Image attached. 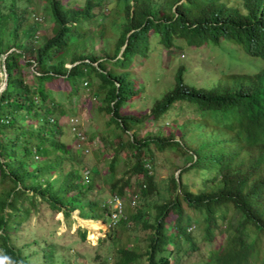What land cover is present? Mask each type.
<instances>
[{
    "label": "trees",
    "instance_id": "obj_1",
    "mask_svg": "<svg viewBox=\"0 0 264 264\" xmlns=\"http://www.w3.org/2000/svg\"><path fill=\"white\" fill-rule=\"evenodd\" d=\"M68 2L71 0H50L54 26L40 31L36 20L26 22L30 10L21 0H0V69L3 65L7 73L6 87L0 93L3 255L13 264H25L21 253L25 249L26 257L39 254L40 264L63 263L56 262L52 253L56 247L43 238L32 237L21 248L15 244L18 234L29 233L18 226L37 211L39 201L48 202L44 214L37 211L39 221L44 215L53 218L62 212L69 223L73 210L86 220H108L105 196L98 198L103 189L95 178L98 170L89 166L90 176H85L81 168V156L88 148L79 125L66 126L76 143L56 137L62 134L59 119L75 117L68 115L74 114L73 102L65 104L59 96L66 85L63 92L70 96L86 88L98 99L99 112L110 116L111 129L103 131L102 143L113 151L101 154L114 180L107 197L119 196L127 216L117 226L120 236L132 225L147 230L145 235L135 236V244L116 248L115 264H194L187 251L197 249V238L185 226L192 220L208 253L205 264H264V68L253 75L243 74L241 83L232 88H197L185 82L189 69L180 63L172 86L147 110L123 111L144 91L156 90L165 76L161 73V79L146 80L144 73L142 77L136 74L139 68L134 70L153 51L159 57L149 68L158 64L159 68L169 67L178 58L171 52L173 48L188 50L210 44L218 45L234 61L230 68L239 58L245 61L243 67L248 64L247 55L264 61V0H84L82 7L66 6ZM108 3L114 7L106 26L100 10ZM92 21L101 26L90 29L91 33L105 39L101 54L92 47L79 52L73 48L74 42L89 35L87 26ZM108 29L116 35L112 46ZM154 37L157 41L153 42ZM66 61L72 65L67 67ZM25 67L32 72H25ZM176 102L196 115L183 119L178 129L173 122L168 136L162 131H146L144 137H138L139 129L159 125L163 116L165 126ZM117 129V140L111 145L109 136ZM175 134L179 135L176 140ZM153 147L191 156L177 177L169 176L165 196L156 171L148 168L154 163ZM120 155L128 161L122 170L117 169ZM191 170L202 176L198 189L185 180V172ZM94 186L97 190L91 198ZM129 192L132 206L139 201L135 211L126 202ZM169 215L175 216L173 230L165 228ZM43 229L54 232L53 228ZM113 231L112 241L117 239V229ZM224 232L223 243L213 247L214 237ZM85 233L82 228L80 239ZM181 237L186 238L183 246Z\"/></svg>",
    "mask_w": 264,
    "mask_h": 264
},
{
    "label": "rangeland",
    "instance_id": "obj_2",
    "mask_svg": "<svg viewBox=\"0 0 264 264\" xmlns=\"http://www.w3.org/2000/svg\"><path fill=\"white\" fill-rule=\"evenodd\" d=\"M71 2H68L65 5L82 7L84 0H71ZM21 4H25L24 6H28L30 10V13H26L27 23H34V21L36 20L35 22H37L40 31L42 29L49 30L54 26V23L50 20L49 14L48 5L50 4V0H21ZM113 7L112 4L108 3L100 10L101 15H103L102 23L106 26H108L110 18L109 11ZM100 26V24L92 21L91 24L87 26V29L96 30V28H99ZM109 30L110 29H108V31ZM107 35L109 36V45L112 46V42L115 39L116 35L114 33H111V31H109ZM104 40L105 39L101 38L98 33L96 35L92 34L90 30L89 35L86 37V39L73 43V48L79 52L81 50L88 49V47H92L95 53L101 54L102 49L104 48ZM154 41H157L155 37L153 42ZM155 45L156 43L152 44L153 47ZM229 47H232V45H229ZM155 48L162 49L159 44L156 45ZM171 52L177 54L178 58L171 61L169 67L167 66L165 68H159L158 64L157 67L149 68L152 65L151 61H154L155 58L159 57L158 51L151 52L149 56L150 59L146 60V62H138L139 64L135 67L134 70L139 68L136 71V74L140 75V77L143 76V73L145 74L146 80H150L151 77L153 79H161L162 76H158L161 73L165 74V76H163L161 83L156 90L148 89L147 91H144L141 96L135 98L134 104L126 105L123 111L136 113L138 111L147 110L152 105L155 98H159L162 93H164L172 86L174 82L173 75L180 63H184L189 69L185 76V82L190 86H194L197 88H209L212 86L220 88H232V86L234 84L236 86L239 81L241 83L243 74H252L255 72L250 69L249 66L254 67L255 63H257L256 60H260L263 62V60L259 57H256V60H250L249 56L247 55L248 59L246 60V63H249L248 67L247 64L243 67V63H245V61L239 58L236 61V65L233 68H230L229 65L234 61L229 60L226 57L225 52L215 44L193 46L188 50H178L177 48H173ZM166 55H164L165 58ZM183 55L184 58L180 59L179 57ZM243 56L244 55H242L241 57ZM65 65L67 67H70L72 64L71 62L66 61ZM199 66L201 67L199 68ZM143 69L145 70L143 71ZM24 71L31 73L32 68L25 67ZM4 77L5 73L2 69H0V85H2ZM66 88V85H63L60 88L59 96L61 97V101L65 104H68V101L73 102V104L75 105L74 114H71L69 112L68 115H75V117L70 119L69 116H66L59 119V123L62 125V134L60 136L56 134V137L60 138L66 143H76V137L74 136L72 141L71 134L69 133L66 126L72 127L79 125L83 142L88 148V152L86 153V155H83L84 157L81 156L82 171L85 176H90L91 170H98L95 178L98 179V182L102 184V187L104 189H102L101 193H98V198H100V196H105V199L103 198V200H107L109 198L107 196L110 192L109 184H111V182L114 180H112L110 177L108 165H106V162L104 161L105 157L101 153L103 150H105L104 152L113 151V149L110 148L111 146L109 147V149H107L105 144L102 143L103 131L111 129L108 126V120L110 116L104 111L99 112V109L97 108V105L99 104L98 99L95 100L94 96L89 91H87L86 88L81 89L78 94H74L71 96L63 92ZM195 115V112H187L186 110L182 109L179 102H176L168 111V115L164 120L165 126H163V116L159 119V125H146L145 127L139 129L138 137H144L146 131H162L166 136H168V132H170V128L168 127H170L173 122H175L173 128L178 129L183 119ZM159 128H161V130ZM118 132L119 129L115 130V133L109 136L111 145L117 140L116 133ZM132 132L133 131L130 130L127 132V134L131 135ZM174 137L175 139H173L176 140L178 139L179 135L175 134ZM170 147L175 149L174 146ZM172 148L166 149L165 152L156 151V149L154 148V163L148 166L150 170L156 171V177L160 182L162 196H165V194L168 195V191L165 189V187L167 186L169 176L173 174L177 177L180 169L188 166L191 161V156L189 153H176L172 151ZM106 158L110 159V154L106 156ZM126 165H128V161L124 159L122 155H120L117 169L122 170ZM89 166H91L92 169ZM185 175V180L191 186H194L196 189H198L202 180V176L196 174L194 170L186 171ZM126 177L127 176H124L123 178ZM87 180L88 177H86L85 182H87ZM132 182H134V178H132ZM96 190L97 186H94V189L91 192V198L94 193H96ZM131 196L132 195L129 192V197L126 199V202L129 203V207L133 211H135L139 204V201H137L135 205L132 206ZM46 202L39 201L37 211L41 214L45 213L44 210L47 208V206L45 207ZM37 211L31 212L28 220L21 226H18V228L23 227V231L25 233H29L27 235L18 234V239L15 244L17 247L21 248V244L30 241L32 237H36L39 240L43 238L48 244H52L54 247H56L55 250L52 251V253L56 257V262H63L62 264H72L74 261L76 264H98V262L102 261L103 258L107 259V257L109 256L116 260L117 247L133 245L135 244V236L137 238L138 235H145L147 232V230H143L141 227H138V225H132L129 227L127 233L125 232L120 236V228H117V225L113 229L108 230L110 231V233L104 238V224L101 221H95L97 224H99V226H95V224L90 221L91 225H89L87 221L81 220V218L79 217V212L76 210H73L70 213L69 223L66 222L67 219L63 216L62 212L56 214L53 218L51 216L44 215L42 220L39 221L37 217ZM75 211L77 212V214H74ZM185 213L191 216V213L189 211H186ZM153 214L154 213L152 212L151 215ZM174 219L175 216L173 215H169L167 217V225L171 226L169 230L174 229ZM104 223H107V220H104ZM67 225L70 226L68 227ZM185 226L187 233L193 232L197 238V249H190L187 251L189 261L194 264H205L207 262L208 253L205 250V243L200 237L201 232L197 229L196 221L192 220L189 224L188 222H186ZM45 227H49L50 229L53 228L54 232L52 233L51 230L43 229ZM82 228H86V233L85 237L83 239H80ZM115 229H117V239L112 241L111 237L112 235H114L113 230ZM108 231H106V233ZM167 236H169V234H167ZM225 236V232L216 235L211 245L213 247H218L223 243V240H225ZM180 241L181 246L186 244V238L181 237ZM22 250H24V252L27 254V251L25 249ZM97 254H99L100 256H96ZM0 258H2L1 255ZM30 261L33 264H38L41 261L39 254H34L33 257L30 256ZM5 264L10 263L5 260ZM109 264H113L112 260L109 261Z\"/></svg>",
    "mask_w": 264,
    "mask_h": 264
},
{
    "label": "built area",
    "instance_id": "obj_3",
    "mask_svg": "<svg viewBox=\"0 0 264 264\" xmlns=\"http://www.w3.org/2000/svg\"><path fill=\"white\" fill-rule=\"evenodd\" d=\"M2 70L4 71L3 65ZM103 205L107 206L109 209V212L107 213V223L101 221L104 224L105 230L113 229L121 221L127 220V216L122 212V199L119 198V196L113 195V199L104 200Z\"/></svg>",
    "mask_w": 264,
    "mask_h": 264
},
{
    "label": "clouds",
    "instance_id": "obj_4",
    "mask_svg": "<svg viewBox=\"0 0 264 264\" xmlns=\"http://www.w3.org/2000/svg\"><path fill=\"white\" fill-rule=\"evenodd\" d=\"M250 60H256V58H251ZM257 61V63H255V66L254 67H250L249 66V63L247 64V67L249 66V68L250 69H252L253 71H255L254 73H252V74H245V75H253V74H256V73H258V72H260L261 71V69L262 68H264V61L262 62V61H260V60H256ZM258 64H260V65H258ZM246 67V68H247ZM78 211V210H77ZM81 218V217H80ZM83 219V218H82ZM90 220H93V219H90ZM93 221H102V220H93ZM104 222V221H103ZM171 226H169V225H167V224H165V228H167V230H169V228H170ZM86 229V228H85ZM188 229V228H187ZM105 231V233H106V231H108V230H104ZM187 232V231H186ZM105 233L103 234V236H105ZM21 253H22V255L24 256V258H25V264H33L31 261H30V257H26V253L24 252V250H22L21 249ZM0 255H1V257L2 258H0V264H5V260L6 261H8L10 264H13L11 261H9L4 255H3V253H2V251L0 250ZM33 257V256H32ZM110 260H112V263L113 264H115V260L111 257V256H109V257H107V259H105V261L102 263V264H109V261ZM41 263V261L38 263V264H40Z\"/></svg>",
    "mask_w": 264,
    "mask_h": 264
},
{
    "label": "water",
    "instance_id": "obj_5",
    "mask_svg": "<svg viewBox=\"0 0 264 264\" xmlns=\"http://www.w3.org/2000/svg\"><path fill=\"white\" fill-rule=\"evenodd\" d=\"M6 55H7V54H5L4 57H5ZM4 72H5V77H4V81H3L2 85L0 86V93H1V91L4 90L5 87H6L7 73H6V71H5V68H4Z\"/></svg>",
    "mask_w": 264,
    "mask_h": 264
},
{
    "label": "bare ground",
    "instance_id": "obj_6",
    "mask_svg": "<svg viewBox=\"0 0 264 264\" xmlns=\"http://www.w3.org/2000/svg\"><path fill=\"white\" fill-rule=\"evenodd\" d=\"M263 18H264V17H263ZM76 214H77V213H76ZM81 220L92 221V222L95 224V226H99V224L96 223L97 221L95 222V221H93V220H86V219H82V218H81Z\"/></svg>",
    "mask_w": 264,
    "mask_h": 264
}]
</instances>
